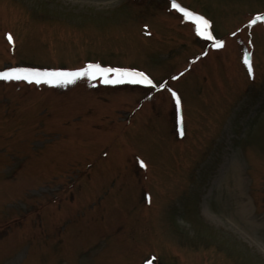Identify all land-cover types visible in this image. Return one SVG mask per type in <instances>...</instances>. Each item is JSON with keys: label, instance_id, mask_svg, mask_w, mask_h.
<instances>
[{"label": "rangeland", "instance_id": "374dc122", "mask_svg": "<svg viewBox=\"0 0 264 264\" xmlns=\"http://www.w3.org/2000/svg\"><path fill=\"white\" fill-rule=\"evenodd\" d=\"M0 264H264V0H0Z\"/></svg>", "mask_w": 264, "mask_h": 264}, {"label": "bare ground", "instance_id": "6f19581e", "mask_svg": "<svg viewBox=\"0 0 264 264\" xmlns=\"http://www.w3.org/2000/svg\"><path fill=\"white\" fill-rule=\"evenodd\" d=\"M227 174H230V176L225 177V181H230L232 183L230 189L232 199L234 200L232 223L236 225V227H238L240 230H243L245 234H247L246 230L259 231L262 224L251 222L249 206L245 202V199L241 194V189L244 184L242 177L233 168H231L230 171L227 172Z\"/></svg>", "mask_w": 264, "mask_h": 264}]
</instances>
